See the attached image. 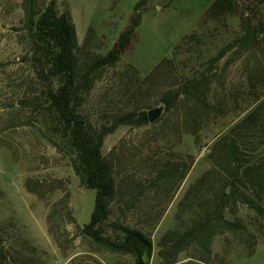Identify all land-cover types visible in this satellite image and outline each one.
<instances>
[{
  "label": "rangeland",
  "instance_id": "obj_1",
  "mask_svg": "<svg viewBox=\"0 0 264 264\" xmlns=\"http://www.w3.org/2000/svg\"><path fill=\"white\" fill-rule=\"evenodd\" d=\"M216 1L58 0L57 3L59 13L70 14L75 25L78 41L75 56L80 77L100 55L116 48L120 35L141 17L140 26L117 66L95 72L90 83H82L77 110L94 128L110 126L112 115L127 108L144 109L148 115L162 109V117L165 108L159 99L164 91L179 87L187 76L204 73L209 79L208 102L214 109L190 113L179 105L180 135L172 131L164 138L152 126L132 129L124 125L105 137L104 156L115 147L119 150L123 142L128 156L137 148L147 147L123 173L115 169V175L121 172L123 176L140 177L150 172L154 156L148 152L150 149L160 151V158L192 162L175 194L164 200L166 211L153 231V253L145 259L147 264L161 263L158 246L161 238L187 223L198 209L194 200L199 196L196 191L191 193V202L184 207L181 204L196 182L212 170L210 154L215 139L264 101V39L259 32L264 28V3L234 0L228 10L218 9L206 17ZM50 2L36 0L32 6L29 0H0V251L4 249L12 264H135L133 256L102 249L78 231L77 224L83 227L90 222L96 192L81 184L60 126L43 109L52 73L46 59L35 49L30 32L31 13L45 12ZM249 22L258 32L261 48L254 51L240 45L229 48L243 36ZM185 37L189 39L183 43ZM217 57L220 60L212 64ZM164 59L169 61L163 75L148 80ZM196 125L200 128L194 136L191 129ZM28 181H41L39 192L28 191ZM67 205L76 223L64 217ZM121 205L117 202L112 206L111 221L102 226L104 234L116 239L120 235L114 232L112 224L122 216ZM54 208L59 212L53 223L55 233L48 220ZM238 216L260 239L256 254L248 257V249L241 240L225 235L213 245L214 260L202 264H264V217L247 207H241ZM120 219L128 223L138 221L132 215ZM180 260L191 261L186 253Z\"/></svg>",
  "mask_w": 264,
  "mask_h": 264
},
{
  "label": "trees",
  "instance_id": "obj_2",
  "mask_svg": "<svg viewBox=\"0 0 264 264\" xmlns=\"http://www.w3.org/2000/svg\"><path fill=\"white\" fill-rule=\"evenodd\" d=\"M260 1L264 3V0ZM29 2L33 6L36 0ZM57 3L58 0H51L43 13L33 10L30 15V32L35 49L46 59L52 73L48 78L50 85L45 94L43 109L60 126L65 144L71 149L72 165L81 184L96 192L90 222L83 227L77 224L78 231L80 236L90 239L102 249L131 255L135 258V264H147L145 259L150 258L153 253V231L166 211L164 200L175 194L185 180L192 162L174 157L160 158V151L150 149L148 152L154 155L150 172L140 177L123 176L121 172L115 175V169H120L123 173L147 147L137 148L128 156L123 142L119 150L115 147L108 156H104L102 147L105 137L124 125L132 129L152 126V130L159 132L162 137L172 131L180 135L182 115L177 109L179 105L188 108L190 113L214 109L208 102L209 79L204 73L187 76L179 87L174 86L164 91L159 103L165 108V113L154 123L149 121V115L144 109L127 108L112 115L110 126L96 129L77 110L82 83H90L95 72L117 66L140 26L141 17L138 16L132 27L120 35L116 48L100 55L93 67L80 77L75 56L78 47L75 25L70 14L59 13ZM232 3L234 0H217L206 17L218 9L228 10ZM137 8L138 6L136 11ZM259 32L264 39V28ZM188 39L189 37H185L182 42L185 43ZM237 45L253 51L261 48L258 32L252 29L250 22L244 29L243 36L229 48ZM219 60L220 57L213 58L212 64ZM168 61L164 59L148 80L160 78ZM173 118L176 119L172 124ZM192 128V135H197L200 126ZM161 140L166 143L164 139ZM210 159L212 170L196 182L181 204L184 207L187 202H191V193L196 191L199 196L194 200L198 209H195L187 223L169 231L159 241L160 264L210 263L215 257L213 245L216 239L225 235L241 240L248 249V257L256 254L260 239L250 231L238 213L241 207H247L264 217V101L228 126L215 139ZM41 183L28 181L26 188L30 192H39ZM117 202L123 206L120 209L121 217H138L137 223L123 222L121 217L114 221L112 226L114 232L120 235L118 239L107 236L102 229L104 224L111 221L112 206ZM191 208L194 209V206ZM65 211L64 217L76 223L68 205ZM58 213L57 208H54L48 217L52 232ZM185 253L191 260L189 263L180 260ZM0 263L12 264L8 262L4 249L0 251Z\"/></svg>",
  "mask_w": 264,
  "mask_h": 264
},
{
  "label": "water",
  "instance_id": "obj_3",
  "mask_svg": "<svg viewBox=\"0 0 264 264\" xmlns=\"http://www.w3.org/2000/svg\"><path fill=\"white\" fill-rule=\"evenodd\" d=\"M162 115V109H155L149 113V121L151 123L156 122Z\"/></svg>",
  "mask_w": 264,
  "mask_h": 264
}]
</instances>
